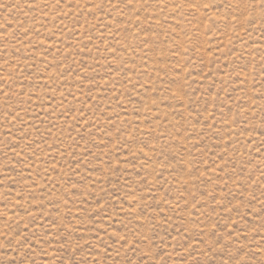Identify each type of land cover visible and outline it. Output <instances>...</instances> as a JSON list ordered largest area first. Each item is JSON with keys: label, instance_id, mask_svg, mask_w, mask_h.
Returning a JSON list of instances; mask_svg holds the SVG:
<instances>
[{"label": "rangeland", "instance_id": "obj_1", "mask_svg": "<svg viewBox=\"0 0 264 264\" xmlns=\"http://www.w3.org/2000/svg\"><path fill=\"white\" fill-rule=\"evenodd\" d=\"M0 264H264V0H0Z\"/></svg>", "mask_w": 264, "mask_h": 264}]
</instances>
